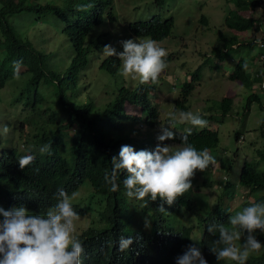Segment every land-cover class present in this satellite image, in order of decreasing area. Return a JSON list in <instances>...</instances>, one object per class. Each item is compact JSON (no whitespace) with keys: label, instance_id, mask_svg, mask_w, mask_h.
<instances>
[{"label":"trees","instance_id":"1","mask_svg":"<svg viewBox=\"0 0 264 264\" xmlns=\"http://www.w3.org/2000/svg\"><path fill=\"white\" fill-rule=\"evenodd\" d=\"M30 0H0V87L13 74V63L22 61L20 73L27 75L35 88L38 81L47 80L57 87L58 96L53 104L47 105V117L38 142L49 143L53 154L34 156L35 160L29 167L21 170L18 164L19 157L15 149L0 150V188L5 185L18 191L21 197L13 198L6 194L0 200L8 206H25L33 214L46 213L48 208L57 203L55 194L63 188L69 195L75 192L85 181H88L96 194L106 196L104 204L97 207L98 220L96 225L82 230L78 235L83 243L85 252L81 257L82 264H176V258L182 255L192 245L191 226H182L175 229L170 214L179 211L191 212L195 215L201 227L200 246L207 264H226V261H217L211 251L212 244L219 239L218 233H209L207 226L213 223H227L230 211H224L223 203L216 202L206 211H201L194 196V190L178 198L171 206L159 198L156 201H141L144 210L151 213L152 223L148 232L135 226L131 222L132 211L129 207V198L125 195L123 179L127 173L122 172L118 180L120 189L110 192L104 181L105 172H111V158L119 154L122 143H130L135 150H154L152 145L160 143L157 139L160 132L154 130L160 125L159 108L157 106L160 90L157 84L124 85L120 75V60L117 57H107L101 61L99 67L114 76L122 78L121 86L117 89L114 98L107 101L101 109H92V102L73 100L63 93L65 90L73 92L82 68L87 64V53L90 49H101L108 41L96 40L84 46L89 33L96 27L104 24H113L116 21L112 9V0H66V11L52 6L27 4ZM163 2L164 0H157ZM235 7L228 10L223 17V27L228 31L216 32V41L219 44L218 62H231L232 71L226 74L231 80H238L246 86V111L251 109L254 99L263 104L264 87V4L263 0H234ZM263 5V14L257 15V6ZM84 6L87 11H80ZM242 6L247 7L245 13H240ZM50 12L63 19L65 26L61 33L65 35L72 47V53L61 56L60 62L66 65L57 70L47 59V54L37 49L31 43L30 36L24 34L17 26H13L8 17L19 11ZM200 22L205 23V16H200ZM257 25L260 27L256 31ZM172 17L161 18L154 15L148 21L129 23L127 32L134 38L151 37L159 42L166 40L172 30ZM261 33L263 36H260ZM256 34L260 43L252 40H243L242 36ZM259 47L260 53L255 65L244 70L243 65H250L253 57L250 50ZM243 50H247L243 52ZM173 58L168 54L167 62ZM170 65L168 64L169 69ZM219 65L216 67L218 69ZM195 75V74H194ZM190 84H185L182 93L175 99L177 106L183 111L188 110ZM262 97V98H261ZM42 99V100H41ZM44 101L43 95L35 92L34 98L28 104L36 105ZM59 104V107L55 106ZM233 97L225 96L215 102L218 114H208L215 122H222L223 117L233 107ZM128 104V108H126ZM137 108V111L134 109ZM206 109L211 110L208 105ZM63 113V119L58 115ZM129 121H136V126L129 125ZM163 122V121H162ZM167 123V120H164ZM127 124V125H125ZM55 125L54 129H51ZM51 130V131H50ZM176 138L164 143L180 144V136L184 134L182 125L177 123ZM133 132V135L129 133ZM264 136V121L260 129ZM239 134H236L237 137ZM188 142L196 149H215L218 138L214 127L203 129L193 128ZM73 159L69 165L67 155ZM264 146L259 150V160L243 164L238 183L222 182L220 193L231 196L236 186L248 188L251 192H260L258 201H264ZM225 168L224 160L220 161ZM35 169H39L38 172ZM207 183V182H206ZM6 193V192H5ZM164 203L166 213H160L158 206ZM79 214L86 213L84 209L73 205ZM245 235H247L245 233ZM256 238L264 244V233L259 230L254 233ZM121 236L131 237L133 244L125 251H119L118 241ZM229 264H235L231 261ZM247 264H264V249L259 254H253Z\"/></svg>","mask_w":264,"mask_h":264},{"label":"rangeland","instance_id":"2","mask_svg":"<svg viewBox=\"0 0 264 264\" xmlns=\"http://www.w3.org/2000/svg\"><path fill=\"white\" fill-rule=\"evenodd\" d=\"M44 5L46 3L61 8L66 11V0H30L27 4ZM264 4V0L261 2ZM257 6V15L263 14V5ZM235 7L234 0H112V9L116 21L104 23L89 33L84 46L96 40L108 41L118 52L123 51L122 41L135 39L127 32L126 27L129 23L148 21L154 15L161 18H173V27L169 37L162 40L160 45L164 47L168 54L173 55L170 60L174 68L175 87L169 91L168 86L162 83L157 85L160 93L158 103L160 125L155 126L154 130L160 132V126L166 125L165 119H168V113L173 112V102L166 101L167 97L177 96L180 91L182 82L189 78L190 74L199 64L201 65V74L198 84L189 93V111L194 113L204 110L206 113H218L215 108V102L221 97H233V107L222 119V122H214L208 116H203L208 121L210 127H214L217 132L218 142L215 149L209 150L210 154L218 161L217 166L200 172L197 171L192 181L194 196L201 211H206L216 202L223 203V209L229 210L231 215L242 210L245 206H250L254 201H258L260 192H251L248 188L236 186L235 192L231 196H224L220 193L223 181L238 183L241 168L246 162L259 160V150L264 146V136L261 135L260 129L264 121V107L262 108L259 100L254 99L251 109L246 111V95L249 93L246 86L239 81L230 80L226 77L232 71L230 62H221L218 69L214 67L216 58L211 53V47L216 39L218 30L228 34L223 27V17L229 9ZM247 7L242 6L240 13H245ZM205 16L206 22L203 24L199 21L200 16ZM13 26H17L21 32L30 36L31 43L37 49L47 54V59L57 70H62L67 65L60 62L61 56L65 53H72V47L61 33L62 28L66 25L63 19L50 12L42 11H19L8 17ZM264 21V16H262ZM260 27L257 25L256 31ZM260 36H263L261 33ZM256 41V34L243 35V40ZM104 48V47H103ZM103 48L90 49L87 53V64L82 68L80 78L77 80L73 92L65 90L63 93L82 102H92V109H101L102 106L114 98L117 89L121 86V76L110 75L107 71L99 67L101 61L107 58L103 55ZM247 50H243L246 52ZM260 53L259 47L250 50L253 57L251 62L258 60ZM171 67V66H170ZM27 75L20 73V79H15L13 74L5 80L0 87V128L7 125L10 131L4 135L0 131V150L15 147L19 156L35 155L36 141L39 140L36 134L42 133L44 122L47 117V105L53 104L58 96L57 87L54 83L47 80L38 81L35 88L32 81ZM123 77V76H122ZM124 85H134L131 79L122 80ZM35 92L40 96L43 95L44 101L35 105L28 104L34 98ZM167 92V93H166ZM165 94V95H164ZM164 95V96H163ZM262 98V97H261ZM42 100V99H41ZM210 105L211 111L206 107ZM59 107L58 103H55ZM128 104H126V108ZM137 110L136 107H134ZM58 117L63 119L61 112ZM163 121V122H162ZM129 125L136 126V122L129 121ZM180 124V123H179ZM127 125V124H125ZM183 129L195 128L190 124H180ZM236 134H239L237 137ZM133 135V132L129 133ZM177 145L175 143H167ZM129 145L130 143H122ZM155 149L156 143L152 145ZM36 148V149H35ZM224 160L225 168L221 167L220 161ZM69 165L73 164V159L67 155ZM264 162L260 163L263 169ZM207 182V183H206ZM6 192V193H5ZM78 195L72 200L73 205L84 209L86 213L81 214V220L77 222L78 234L91 226L96 225L98 220L97 207L101 208L106 196L96 194L88 181H85L76 191ZM9 194L13 198L21 197L18 191L11 188L9 190L5 185L0 188V197ZM71 196V195H70ZM132 211L131 222L133 225L141 228L142 231L148 232L145 228V218L152 223L151 213L144 210L140 200L130 199L128 201ZM0 207L5 210L13 208L6 202L0 200ZM30 214H33L29 211ZM2 219V217H0ZM170 220L175 229L180 230L182 226H191V241L200 248L201 227L198 225L195 215L191 212L179 211L170 214ZM244 243L242 237L241 242ZM231 261H226L229 264Z\"/></svg>","mask_w":264,"mask_h":264},{"label":"clouds","instance_id":"3","mask_svg":"<svg viewBox=\"0 0 264 264\" xmlns=\"http://www.w3.org/2000/svg\"><path fill=\"white\" fill-rule=\"evenodd\" d=\"M79 10L87 11V8L82 6ZM216 40L211 47V53L216 58L215 68L221 63L218 62L217 49L220 47ZM121 43L123 51L120 52L109 45V42L101 47H104L103 55L117 57L120 60L121 76L138 81L140 85H155L161 81L160 84L168 86L169 91H172L176 85L173 64L171 63V67L167 69L168 52L159 41L151 37H137ZM257 43L260 42L257 41ZM255 63L254 60L249 66L245 63L244 70ZM201 65L202 63L187 74L189 78L182 82L177 96H173V99L166 98V101L173 102V112L168 113L167 124L160 126V134L157 137L160 143L155 149L137 151L132 146L122 145L118 157L111 158V172H105L104 175V181L109 186L110 192L119 191L118 180L121 173L126 171L127 175L122 183L128 198L140 201L148 199L156 201L159 198L171 206L178 198L192 190V181L197 171L204 172L210 165L217 166L218 161L210 154L208 148L198 151L188 142L192 128L184 129V134L180 136V144L164 143L176 138L174 130L177 123L190 124L192 127L203 129L209 124L202 115L219 113L218 111V113L207 114L202 110L201 115L199 112L189 111V105L188 110L183 111L175 103V99L180 96L186 83L191 85L189 93L198 84ZM21 67L22 61L13 63V77L17 80L20 79ZM262 86L264 87V82ZM159 100L160 96L157 106ZM262 102L264 104V95ZM54 128L55 125L51 129ZM0 131L6 135L10 129L4 125ZM36 146L39 148H35L37 151L34 156L53 154L49 143L41 144L36 141ZM13 148L19 157L18 164L21 170L33 164L35 160L33 155L20 157L16 148ZM35 171L38 172L39 169ZM218 186L220 187L219 184ZM77 195L73 192L70 196L63 188L58 189L55 194L57 203L40 215L30 214L23 205L9 210L0 207V217H2L0 219V264H82L81 257L85 249L77 229V222L81 220V216L75 211L72 203ZM164 203L157 208L162 214L167 212ZM144 224L145 228L151 226L148 218H145ZM207 230L209 233L219 234V239L215 240L211 247L218 262L233 261L235 264H247L253 254H259L264 249V244L254 235L257 230L264 233V201H254L250 206H245L242 210L230 215L226 224L213 223L207 226ZM242 237L244 243H238L241 242ZM132 244L131 237L121 236L118 241V250L125 252ZM176 264H207V261L200 248L192 244L176 258Z\"/></svg>","mask_w":264,"mask_h":264}]
</instances>
